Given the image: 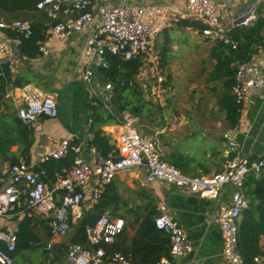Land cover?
<instances>
[{
  "label": "built area",
  "instance_id": "1",
  "mask_svg": "<svg viewBox=\"0 0 264 264\" xmlns=\"http://www.w3.org/2000/svg\"><path fill=\"white\" fill-rule=\"evenodd\" d=\"M216 8V0H186V15L202 24L200 34L203 38L236 48L237 42L233 38L235 29L246 27L256 20V8L252 7L248 14L233 23L223 22ZM36 9L44 11L51 19L67 16L64 20L56 21L45 33L38 46L43 54L50 51L49 40L80 32L95 23L96 27L87 36L81 54L82 79L90 86L93 85L95 69L109 67V57L129 60L147 54L163 26L162 9L156 4L135 5L119 1L107 5L100 0H38ZM93 11H96V15ZM0 28H9L14 32L11 39L15 46H21L33 33L31 23L25 19L11 22L0 20ZM7 49V42L0 40V68L13 60ZM152 77L157 82L163 80L160 74ZM263 84L256 60L237 62L231 87L237 104L243 107L251 91ZM18 89L22 102L16 107V113L28 128H36L44 117L57 116L58 107L53 94L30 83L20 85ZM113 95L111 82L100 84L95 80L93 96L107 109ZM91 122L89 117L87 127ZM118 124L116 147L105 157L88 143L93 137L90 133L80 141L72 137L63 138L46 152L41 163L65 158L69 152L76 155L73 164L63 169L53 184L44 179L45 169L36 170V164L25 160L8 162L0 169V217L5 220L0 226V244L3 245L0 248V264L14 263L17 222L24 215H42L51 235L64 236L82 218L83 201L97 202L115 177L141 166L145 167L147 182L163 181L203 198L215 199L227 184H232L235 189L229 202L219 204L216 222L223 237L224 257L229 264H245L238 246V223L242 211L249 204L243 185L249 173L259 174L264 170V152L253 160L228 159L220 171L189 175L163 159L156 139L139 131L135 117L124 112ZM223 137L230 148L238 147L229 131H225ZM157 208L159 213L154 224L168 235L169 256L148 264H176L179 256L191 250L190 241L165 204L158 202ZM123 227L122 218L112 217L109 212L102 213L94 224L85 226L86 245L69 244L66 253L68 263L102 264L106 258L103 245L113 243ZM53 257V248L47 246L45 262L50 263ZM108 258L110 264H129V255L120 252H114ZM254 261H259V258L254 257Z\"/></svg>",
  "mask_w": 264,
  "mask_h": 264
},
{
  "label": "crops",
  "instance_id": "2",
  "mask_svg": "<svg viewBox=\"0 0 264 264\" xmlns=\"http://www.w3.org/2000/svg\"><path fill=\"white\" fill-rule=\"evenodd\" d=\"M119 1L135 5L156 4L162 9V29L150 45L148 53L138 56L142 60V66L136 76L139 80L154 74L162 75L164 66H174L172 65L174 63L181 65V70L188 74L193 68V55L202 50L205 51L206 63L202 64L203 60L199 55L196 56L198 59L196 69L205 80V91H209L212 99H216V103L183 105L171 110L165 109L162 114L166 122L159 125L161 129L157 131L163 137L161 139L162 154L181 163L184 167L182 171L189 175L220 171L228 159L258 158L264 152V84L251 91L240 111L237 125L231 127L223 108L217 104L218 93L211 91V87L217 81L207 82L216 64V57L211 56V49L215 42L203 38L199 27L201 23L186 15V0H100L107 5ZM216 3V13L225 23L236 22L248 14L252 7L256 8L257 18H264V0H216ZM93 14L96 15V11H93ZM66 18L67 16L62 15L57 19H51L44 11L37 10L24 19L34 24L36 34L39 35L35 43L38 47L53 24ZM0 20L6 22L2 16ZM95 27L93 23L80 32L53 38L48 41L49 53L43 54L37 50L35 56L22 52L21 46L13 44L11 38L14 32L11 29L0 28V40L7 42V53L11 54L13 59L4 64L0 72H3L5 68L8 69L12 80L24 82L23 84H33L53 94L57 102V116L44 117L36 127L35 141L31 148V164L40 163L42 156L63 138L72 137L80 141L86 138V134H92L90 126L87 127V121L91 117V105L95 104V101L93 90H89L82 79L81 54L87 36ZM240 28L243 27L236 29ZM236 42L238 43V40ZM253 48L255 52L250 59L257 61L264 79L263 28ZM94 79L98 80L96 76ZM141 85L143 89H148L146 97L151 100L153 92L150 83ZM18 88L19 86H10L6 91L7 99L11 100V105L15 108L22 102ZM118 125V122L96 125L111 139L112 151L116 147L115 135L119 129ZM225 131H229L237 141V148L233 149L227 145L223 137ZM156 141L158 143V139ZM16 149L17 146L11 147L12 151ZM0 161V169L8 163L1 158ZM145 175V167L141 166L128 174L115 177L101 194V200H106V206L102 208L101 214L109 212L112 217L122 218L127 226L131 224L133 213L145 199L153 198L156 207L158 202L165 204L190 241L191 250L179 256L176 264H229L222 253L223 237L216 222V216L219 204L229 202L234 186L227 184L217 198L209 199L180 190L163 181L147 182ZM97 202H91L88 199L83 201L82 217L83 213L93 211V206ZM38 230H40L38 234L41 241L46 240L44 249L51 246L54 250L55 244L60 242L59 237L53 235L47 237L46 233H42L43 229L38 228ZM131 236L132 234L118 236L116 244L106 246L105 251L114 249L117 250L115 252L120 253L129 251ZM260 245L264 250V236L260 239ZM110 255L111 252H106V258L102 264H110L108 258ZM146 257L147 254L142 255L136 247L134 248V264H140ZM258 258L257 263L264 264V254ZM133 262L128 261L129 264ZM22 264H30V262L23 261Z\"/></svg>",
  "mask_w": 264,
  "mask_h": 264
},
{
  "label": "trees",
  "instance_id": "3",
  "mask_svg": "<svg viewBox=\"0 0 264 264\" xmlns=\"http://www.w3.org/2000/svg\"><path fill=\"white\" fill-rule=\"evenodd\" d=\"M37 1L0 0V17L2 16L6 22L19 18L24 19L28 14L37 11ZM31 27L33 33L24 40L21 45V51L28 53L30 56H35L38 50L35 43L39 35L36 34L34 24H31ZM199 27L201 29L202 24ZM262 28L264 29V18H256L253 24L235 30L233 38L238 40L239 43H237L236 48L231 49L230 46L222 42H215L211 49V56L216 57V64L207 78V82L217 81L211 87V91L218 93L216 96L217 104L223 108L231 127L237 125L242 109V106L235 102L231 93L235 62L251 58V55L255 52L253 44L257 42L258 34ZM141 66L142 60L140 57L124 60L118 56H111L109 57L108 68L95 69L96 78L101 82H111L114 92L110 101L111 108H105L99 100H94L95 104L91 105L92 122L90 131L93 137L88 143L94 146L104 157L112 151L113 145L109 136L96 125L116 123L122 118L124 112H128L132 117L137 118L138 122L140 119H148L153 114L152 104L146 97L145 89L136 81V76ZM10 77V72L6 68L3 72H0V158L11 163L18 162L19 159L30 163L31 148L35 141L33 129L28 128L22 122L16 113V108L8 104L6 97V91L10 86H20L24 82L12 80ZM96 107L102 108L103 111L98 112ZM13 146H17L15 151L11 150ZM75 156V153L69 152L65 158L37 163L34 169H45L46 177L44 179L49 184H53L62 170L69 168L73 164ZM162 157L184 171V167L177 160L170 159L164 155ZM243 190L249 199V204L242 211L238 223V246L245 264H259L254 261V257H260L264 254V250L260 245V239L264 236V172L259 174L249 173L245 179ZM105 206L106 200L102 201L100 198L94 204L93 211L84 213L83 217L76 222L74 233L70 239L71 243L87 244L85 226L94 224ZM157 214L158 210L155 200L146 198L144 203L133 213L134 217L131 224L127 226L124 224L122 232L118 235L127 236L132 234L129 239V251L122 253L129 255L131 262H133L135 247L142 255L147 254L146 259L140 264H148L169 256L168 235L163 230L156 228L154 224ZM38 228L46 230L47 237L50 236L46 226V219L40 214H26L17 222L18 239L13 253L15 260L13 264H22L26 260V253L29 249L40 244L41 238L38 234ZM116 240L111 244H104V248L109 245L114 246ZM2 247L3 245L0 244V248ZM57 249H55L56 257L59 254L64 256L67 253V251L64 252ZM115 251L117 250H106L107 253L111 252V255ZM44 253H46V248Z\"/></svg>",
  "mask_w": 264,
  "mask_h": 264
},
{
  "label": "rangeland",
  "instance_id": "4",
  "mask_svg": "<svg viewBox=\"0 0 264 264\" xmlns=\"http://www.w3.org/2000/svg\"><path fill=\"white\" fill-rule=\"evenodd\" d=\"M204 52L205 51L202 50L198 54L193 55L194 57L193 65H192L193 68L190 70L188 74H185L181 70L182 69L181 65H179L178 63H174L172 64L174 66H169V65L168 67L164 66V68L162 69L163 80L161 82H157L155 78H153L152 76H151L152 78L150 76H146L144 80H139V78L136 77V81L139 84L150 83L153 92V96L151 97L152 99L150 100L153 108V114L148 119H140L139 122L136 118V127L139 129V131H141L145 135L153 136L155 138L157 137L156 140L158 139V145L162 153H163V146L161 139H163V137L161 134L157 133V131L161 129L160 128L161 124L163 122L164 123L166 122L164 115L162 114V112L165 109L171 110V108L174 109V107L176 108L178 106H183V105H195V104L207 105V104L216 103V99L215 100L212 99V96L209 94V91H205V80L203 79L202 75L198 73L196 69L197 68L196 60H198L196 56L198 55L200 56V58L203 60L202 64L206 63V57L204 55ZM99 83L102 84L103 82L99 81ZM84 84L89 90L90 89L93 90L95 79H93L92 86H90V84L85 81ZM146 91H148L147 88L145 89L144 92ZM94 100L96 101L97 98L94 97ZM8 104H11V100H8ZM110 106L111 104L109 103V108H111ZM96 108L98 112L103 111L102 108H98V107ZM36 129L37 128L33 129L34 134L36 132ZM0 165H1V161H0ZM4 221H5L4 218L0 217V226L4 224ZM75 225L76 223L72 225L71 229L67 232L66 235L58 236L60 242L55 244L54 246V250H53L54 257L50 263L45 262L46 253H44V245L46 243V240H42L38 246L29 249V251L26 253L25 261H29L31 264H69L66 259V254L64 256L59 254V256L56 257L55 249L58 248L57 250H62L64 252L67 251L68 246L71 243L70 239L74 233ZM44 231H42V233L47 234V231L46 230ZM38 232H40V230H38Z\"/></svg>",
  "mask_w": 264,
  "mask_h": 264
}]
</instances>
